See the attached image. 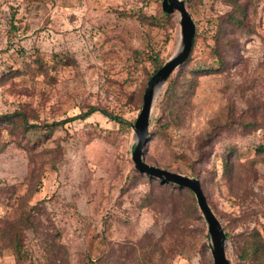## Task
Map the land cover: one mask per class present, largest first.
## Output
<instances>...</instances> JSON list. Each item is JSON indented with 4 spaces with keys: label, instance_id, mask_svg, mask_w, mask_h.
Segmentation results:
<instances>
[{
    "label": "rangeland",
    "instance_id": "rangeland-1",
    "mask_svg": "<svg viewBox=\"0 0 264 264\" xmlns=\"http://www.w3.org/2000/svg\"><path fill=\"white\" fill-rule=\"evenodd\" d=\"M161 1L0 0V116L41 126L25 132L0 120V227L22 209L34 219L22 264H213L201 212H183L195 196L136 175L132 127L99 112L43 127L87 107L133 126L152 71L147 54L165 64L181 44L177 13L151 19ZM183 1L198 32L167 82L190 79L188 100L178 113L166 109L164 84L144 159L200 181L230 264H264L238 258L249 234L264 238V0ZM233 2L243 27L224 19ZM215 48L222 69L190 72L218 64ZM176 221L180 237L168 233ZM0 264H18L11 249L0 246Z\"/></svg>",
    "mask_w": 264,
    "mask_h": 264
},
{
    "label": "trees",
    "instance_id": "trees-1",
    "mask_svg": "<svg viewBox=\"0 0 264 264\" xmlns=\"http://www.w3.org/2000/svg\"><path fill=\"white\" fill-rule=\"evenodd\" d=\"M233 3H234V11H233L234 14L233 15L228 14L224 17V19H228V23L232 27H235V28L243 27L245 25L246 14H245L243 7L241 5L236 4L235 2H233ZM190 16L192 18V21L195 24V21H194L191 14H190ZM169 18H170V15H166V14L162 13L161 17H159V18L153 17L151 19L153 21L160 20L161 22L166 23L169 20ZM195 29H196V31H195L194 40H195V38L197 36V32H198L196 24H195ZM194 40H193L191 52H192L193 47H194ZM214 51L216 52V56L218 57V64H216L215 66H209L207 68L196 67L195 69L190 70V72H200V74H201V73L214 71L216 69H222L224 66L222 64L223 61L221 58V54L219 53L218 48H215ZM191 52H190L189 57L186 59V61L182 65L179 66V68L183 67L190 60ZM147 61L149 62V65H150L151 70H152L147 75L146 80L148 81L150 79V77L159 68H161V66L164 64V62L161 61L159 52H157L155 50H151L147 54ZM185 78H186L185 76H184V78L176 77L174 80H170L167 82L165 89H164V106L166 105V109L174 110L176 113H178L182 109V107H184L185 101L188 100V95H189L188 90L190 89V85H191L190 84L191 80L190 79L186 80ZM141 106H142V104H141ZM96 112H99L100 114H102L103 116H105L109 120L119 124L123 128L128 129L129 127H132L133 122H131V123L126 122L119 114H117L113 111H109L107 109H98L95 107H87L85 111L79 112L78 114L72 116L71 118H69L67 120H64L61 122H52L51 124L44 125L43 127L50 129V128H53V127H56L59 125H63L69 121L86 120ZM0 120L7 121V122L11 123L13 127L21 129V130L23 129V131H25V132H27L31 129H37V128L41 127L37 124H29L26 117L20 113L5 114L3 116H0ZM149 137H150V133L148 134L146 145L148 143ZM259 148L261 150L263 149L262 146ZM145 151H146V146L143 150V160L144 161H145V159H144ZM224 167H225L226 172H229L230 164L228 162L224 163ZM135 173L137 176H145L151 181H156L157 183H159L162 186H166V185L173 186L178 190V192H187L193 198L194 194L186 188H181L175 184H165V183H162L161 181H159L155 178L146 176V175L141 174L139 172H135ZM192 177H194V176H192ZM199 183H200V181H199ZM200 186H201V184H200ZM201 189H202V187H201ZM23 206H24V203H23L22 207ZM197 208H198V206H196V204L194 203L193 209L185 207L183 212L186 213V217H189L192 213L195 214V212H197V213L199 212ZM199 217H201V216L199 215ZM177 221L174 222L173 224L169 225V232L168 233H170V235H171V234H174L175 231H179L178 236L180 237L183 230L177 225ZM33 225H34V219L31 217L30 213L27 212L25 209H22L18 218H16L15 220L9 221V222L6 221V222H4V225L2 227H0V246L3 248L11 249L13 251L16 262L18 264L24 263L30 257V252L26 246V231L29 228H32ZM224 234H225V238H227L228 235L225 233V231H224ZM143 255L144 254H142V257H143ZM238 258L242 261L252 260V261L262 262L264 260V238L262 237L261 233H259L258 231L255 230L251 234L248 235L247 241L240 247V252H239ZM138 264H142L141 261Z\"/></svg>",
    "mask_w": 264,
    "mask_h": 264
},
{
    "label": "water",
    "instance_id": "water-1",
    "mask_svg": "<svg viewBox=\"0 0 264 264\" xmlns=\"http://www.w3.org/2000/svg\"><path fill=\"white\" fill-rule=\"evenodd\" d=\"M161 9L166 15H171L173 13L178 14L181 30V44L178 51L147 81L142 97V106L132 126L135 136V145L131 153V160L137 172L155 178L165 184H175L181 188H186L195 195L198 209L207 226L213 264H230L226 256L225 234L220 222L207 203L199 181L180 173L171 172L147 164L143 160V150L146 146L149 134V123L154 100L172 73L189 57L196 31L195 24L183 0H162Z\"/></svg>",
    "mask_w": 264,
    "mask_h": 264
}]
</instances>
